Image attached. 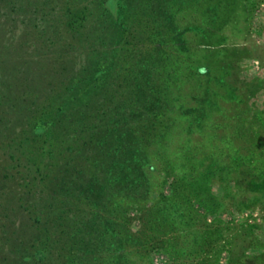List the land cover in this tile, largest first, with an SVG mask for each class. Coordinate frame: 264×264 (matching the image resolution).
I'll return each mask as SVG.
<instances>
[{
	"label": "rangeland",
	"instance_id": "1",
	"mask_svg": "<svg viewBox=\"0 0 264 264\" xmlns=\"http://www.w3.org/2000/svg\"><path fill=\"white\" fill-rule=\"evenodd\" d=\"M103 1L0 0V264H264V0Z\"/></svg>",
	"mask_w": 264,
	"mask_h": 264
},
{
	"label": "trees",
	"instance_id": "2",
	"mask_svg": "<svg viewBox=\"0 0 264 264\" xmlns=\"http://www.w3.org/2000/svg\"><path fill=\"white\" fill-rule=\"evenodd\" d=\"M9 2L10 1H12V0H8ZM116 1L117 0H104L103 1V3H104V6H106V8H109V9H111L112 11H113V9H115V6L117 5L116 4ZM149 1V0H148ZM156 1H159V0H156ZM160 1H162V0H160ZM163 1H166V2H169V1H171V0H163ZM149 4H151V3H149ZM132 168V167H131ZM122 174L124 175V180L125 179H127V178H131V177H129V174H130V169L129 168H126L125 169V172H123V173H121V177H123L122 176ZM119 176H118V174L117 173H115L113 176H112V178L113 179H117ZM133 179H135V178H131V180H133ZM90 224V223H89ZM74 241H73V243H71V244H73L74 245ZM79 249H81L82 250V252L84 253V256L87 258V256H89L88 255V253H92V251L90 250H86L82 245L79 247ZM37 252L42 256V251H40V250H37ZM72 252V251H71ZM73 253V252H72ZM71 253V254H72ZM24 257V260H28L29 258H31L32 257V255L31 254H26L25 256H23ZM72 258H74L73 256H72ZM71 262H73L71 259L70 260H68V263L66 262V264H70ZM61 264H64L63 262H61ZM74 264V263H73Z\"/></svg>",
	"mask_w": 264,
	"mask_h": 264
}]
</instances>
